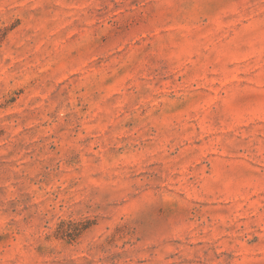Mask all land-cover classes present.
<instances>
[{
	"label": "rangeland",
	"instance_id": "1",
	"mask_svg": "<svg viewBox=\"0 0 264 264\" xmlns=\"http://www.w3.org/2000/svg\"><path fill=\"white\" fill-rule=\"evenodd\" d=\"M0 264H264V0H0Z\"/></svg>",
	"mask_w": 264,
	"mask_h": 264
}]
</instances>
